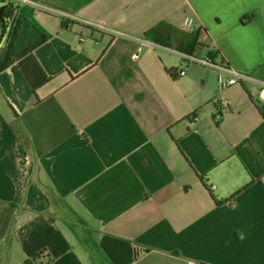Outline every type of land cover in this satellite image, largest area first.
Here are the masks:
<instances>
[{
	"label": "crops",
	"instance_id": "crops-1",
	"mask_svg": "<svg viewBox=\"0 0 264 264\" xmlns=\"http://www.w3.org/2000/svg\"><path fill=\"white\" fill-rule=\"evenodd\" d=\"M28 1L0 11V264H264L256 90L141 44L191 17L196 58L264 81V0Z\"/></svg>",
	"mask_w": 264,
	"mask_h": 264
},
{
	"label": "built area",
	"instance_id": "built-area-1",
	"mask_svg": "<svg viewBox=\"0 0 264 264\" xmlns=\"http://www.w3.org/2000/svg\"><path fill=\"white\" fill-rule=\"evenodd\" d=\"M15 1L21 5H27L29 4L28 0H0V11L3 8L4 2H11ZM3 30L1 24H0V32ZM183 30L186 33L192 34L197 31L196 23L193 18L186 17L183 23ZM84 39L81 38L80 42H83ZM151 41L142 39L141 44H150ZM182 57L187 61H193L196 62L202 66L212 68L217 71V87L219 94L223 93L230 87L234 86H241L245 90H256L257 98L256 103L261 108L262 113L264 115V81L254 77L253 75H250L248 73L239 72L233 69H230L226 66L225 63L219 62L216 63L213 59L207 57L203 59H199L193 56H184ZM139 59V53H136L132 56L131 61L133 63L137 62ZM186 74L185 70H182L180 72V76H184ZM228 106V103L223 98H220V106L217 111V116L220 117L222 111ZM214 190V187L211 188ZM189 264H201L196 262H190Z\"/></svg>",
	"mask_w": 264,
	"mask_h": 264
},
{
	"label": "trees",
	"instance_id": "trees-1",
	"mask_svg": "<svg viewBox=\"0 0 264 264\" xmlns=\"http://www.w3.org/2000/svg\"><path fill=\"white\" fill-rule=\"evenodd\" d=\"M1 20L2 18L0 17V21ZM204 34L205 31L203 29H199L192 34L186 33L185 31L179 32L168 23L160 22L146 31L144 37L156 45L174 49L181 55L196 57L195 50L196 48L203 46L201 38ZM215 57H217L216 53L211 54V57L209 58L213 59ZM39 258L40 257L37 256L32 261H27L25 264H37ZM49 262H51V260H48V263Z\"/></svg>",
	"mask_w": 264,
	"mask_h": 264
},
{
	"label": "water",
	"instance_id": "water-1",
	"mask_svg": "<svg viewBox=\"0 0 264 264\" xmlns=\"http://www.w3.org/2000/svg\"><path fill=\"white\" fill-rule=\"evenodd\" d=\"M0 15H1V13H0Z\"/></svg>",
	"mask_w": 264,
	"mask_h": 264
}]
</instances>
